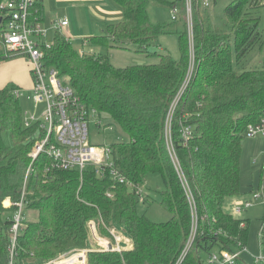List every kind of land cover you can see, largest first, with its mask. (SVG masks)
Listing matches in <instances>:
<instances>
[{
    "label": "trees",
    "instance_id": "16d2710c",
    "mask_svg": "<svg viewBox=\"0 0 264 264\" xmlns=\"http://www.w3.org/2000/svg\"><path fill=\"white\" fill-rule=\"evenodd\" d=\"M112 1L121 9V20L108 25L102 35L87 38L89 45L107 52L132 45L135 53L157 57L158 63L117 68L106 54L80 53L55 30L52 44L40 45L43 64L68 80L98 121L108 119L117 128L122 140L108 148L121 177L133 185L142 184L148 175L160 177L164 189L158 204L170 218L155 222L145 211L139 213L134 192L109 171L99 176L91 165L81 171L53 169L45 154L32 161L30 154L43 131L38 124L24 126L25 114L14 94L18 88L10 83L0 89V264L8 247V218L15 210L3 209L2 202L10 198L16 203L22 193L25 210L35 219L26 221L18 236L20 262H47L88 248L91 221L102 237L111 239L110 230L119 229L115 231L131 241L132 249L89 252L87 264H203L201 255L209 257L214 248L232 253L246 246L248 223L224 207L241 193L246 131L264 118V36L257 30L258 0H191L192 48L185 0ZM151 5L180 13L170 23H152ZM213 8L219 9L213 13ZM31 11L43 21L42 4L36 2ZM2 15L0 10V34ZM162 35L177 36L178 60L150 51ZM256 47L263 54L260 68L237 70ZM191 51L193 72L173 111L168 143V111L188 73ZM15 57L0 46V64ZM179 175L187 184L196 217L195 236L187 249L192 209ZM257 192L264 196V167ZM142 203L151 205L153 199L146 196ZM260 234L263 246L264 219ZM232 264L247 263L238 257Z\"/></svg>",
    "mask_w": 264,
    "mask_h": 264
},
{
    "label": "built area",
    "instance_id": "2783aa9c",
    "mask_svg": "<svg viewBox=\"0 0 264 264\" xmlns=\"http://www.w3.org/2000/svg\"><path fill=\"white\" fill-rule=\"evenodd\" d=\"M36 2L37 0H5L0 4V10L3 13L2 17L5 21L4 29L0 34V46L6 55L25 59L30 68V76L33 83L30 99L37 106L41 103L43 105L42 112L39 111L40 115H25L24 117L25 127L29 128L34 124H38L39 129L43 131L42 138L36 141L30 154L32 161L40 154H45L51 159L53 169L72 170L78 168L81 171L85 166L91 165L96 168V173L99 176L109 171L111 177L119 183H125L134 192L138 200L143 201L144 197L139 189V185H133L124 177H121L118 171L114 169L108 146H96L89 143V123L92 120L99 123L95 112L87 109L81 103L79 97L69 86L67 79L60 76L56 70L44 67L43 53L40 50V45L43 44L48 47L46 41H44L47 36V29L41 26V22L37 19L36 11H31ZM205 4L207 5V3ZM185 14L190 48H192L191 0H185ZM177 18L178 10L174 8L171 10V20L175 21ZM52 26L54 30H60L68 26V20L58 19L54 21ZM79 52L82 53L81 50ZM192 72L191 51V62L188 73L168 111L166 120V139L168 143L170 140L169 130L173 111L190 81ZM14 94L19 98L22 92L18 89L14 91ZM183 134L185 138L189 136L187 131H184ZM258 136H264V118L259 124L249 126L246 131L247 138ZM169 150L172 153L170 146ZM29 170H27L26 176L29 174ZM179 177L192 209V230L186 245L187 249L195 236L196 217L193 215L194 206L187 184L181 175ZM261 198L264 200V196L261 193L259 195L252 194L250 199L237 200L235 198L234 200L237 201L233 204L234 214L240 215ZM2 207L5 210L15 208L8 218L10 222L8 247L2 264H87V253L111 250L120 251V248H122L120 244L128 241V239L124 240L122 238V233H118L113 229L110 230L112 240L108 237L100 236L97 232L96 224L91 221L89 223H93V230L96 232L97 238L90 240L88 248L71 250L47 262H20L17 260L16 242L25 223L24 193H22L20 200L16 203H13L10 198H6L2 202ZM89 223L87 227L90 236H92ZM240 227H244V224H240ZM262 237L259 234V239ZM238 257H240V253L220 251L218 254H211L209 256L208 264H232ZM73 258H75V262ZM181 260L182 258H180ZM254 264H264L263 251L257 258H254Z\"/></svg>",
    "mask_w": 264,
    "mask_h": 264
},
{
    "label": "rangeland",
    "instance_id": "374dc122",
    "mask_svg": "<svg viewBox=\"0 0 264 264\" xmlns=\"http://www.w3.org/2000/svg\"><path fill=\"white\" fill-rule=\"evenodd\" d=\"M107 2L112 5L110 7L115 8L117 10H121L118 5H116L112 0H107ZM258 2V1H257ZM96 5V2L93 0H80L76 3H70L67 5V10L58 11V14L61 16L65 13L69 20V27L66 28L70 31V37L67 38L70 40L72 46L75 49H83L87 51L89 49H93L91 54H106L108 55V59H110L111 64L117 68H125L129 66H145V65H153L158 63L157 57L146 56L144 54L135 53V47L129 45V49H125L128 46H124L125 48H114L109 50L108 52L100 47L93 46L87 47L86 44H83V40H87L86 38L92 36H100L102 35L99 30H96L99 26L98 23H104V19H100L98 16L94 15V11L92 8ZM77 8L75 12L76 15L72 17V9ZM219 8L212 9L213 13H216ZM178 10V9H177ZM219 11L218 14H220ZM180 10H178V14ZM148 14L152 23H170L171 20V9L168 8H158L154 5L148 7ZM254 14V13H253ZM256 18H259L258 32L264 36V7L258 10L255 14ZM192 21V20H191ZM113 24L116 22H112ZM104 25H109L104 24ZM106 26V27H107ZM105 30V29H104ZM93 33H97L94 34ZM53 34L51 30H49L48 35L46 36L47 45H51L53 41ZM264 48V47H263ZM150 51H155L158 54H169L173 59L178 60L180 58V52L178 48L177 36L176 35H162L159 36L158 39L152 44ZM108 53V54H107ZM89 54V53H88ZM20 57L12 58L8 61L19 59ZM22 59V58H20ZM19 59V60H20ZM263 60L262 51L259 48H255L251 51L245 59L240 63V65H236L237 70L244 69H255L260 68L261 62ZM7 62V61H6ZM19 68V66H18ZM27 72H25L28 78L30 76V68L26 67ZM21 70H24L21 68ZM3 71V70H2ZM1 71V72H2ZM3 74V72L1 73ZM31 92H23L19 97L20 106L25 115H40L43 110L42 103L38 106L34 104V102L30 99ZM36 106V107H35ZM105 119V118H104ZM122 136L120 135L117 128L111 124V121L108 119L100 120L98 124L93 120L89 123V141L93 145H103L108 146L112 142L121 141ZM264 142V138L256 139V138H246L242 144L243 150L241 155V168H240V195L237 197V200L242 199H250L252 194L259 195L257 192L258 187V178L261 168L264 167V145L261 144ZM139 189L142 192V196H149L153 199V203L151 205H146L142 203V201L138 200V211L139 213H146L147 217H149L152 221L155 222H164L170 218V214L162 210L158 204L159 201V192L164 189V186L161 182V179L158 175H148L142 184L139 185ZM254 190V193H249L251 190ZM233 200L226 203L224 210L233 215L236 219L240 221L247 222V241L244 249L236 248L235 252L240 253V259H242L247 264H254V258H257L262 251H264V245L261 246V240L259 239L260 229L262 225V220L264 219V200L261 198L254 203L252 207L241 213L240 215L234 214L233 204L235 201ZM35 219V216L32 214L25 215V222L32 221ZM116 230V228H114ZM119 230V229H117ZM116 230V231H117ZM112 240V238H111ZM124 249V242L120 244ZM219 251L217 248H214L210 254H218ZM203 264H208L209 257L204 254L201 255Z\"/></svg>",
    "mask_w": 264,
    "mask_h": 264
},
{
    "label": "crops",
    "instance_id": "0c3cea01",
    "mask_svg": "<svg viewBox=\"0 0 264 264\" xmlns=\"http://www.w3.org/2000/svg\"><path fill=\"white\" fill-rule=\"evenodd\" d=\"M77 1L80 0H37V2H39L40 4H42L43 6V21L41 22V26L45 29H47V35L49 30L52 31V33L55 32V30L53 29V23L54 21L58 20V19H67L68 17L67 15H65V13L63 15H59L58 11H63L67 10V5L70 3H76ZM94 2H96V5L92 8V11L95 10L93 13L94 15L98 16L100 19H104L106 21H104V23H98V28L96 30H99V32H101V34L104 32V29L106 28L107 25L104 24H113L112 22H119L122 18V14H121V10H117L115 8H112L107 0H93ZM110 5V6H109ZM258 10L262 9L264 7V0H258ZM77 8H73L72 9V17L74 16V14L76 15ZM114 23V24H116ZM70 25L69 20H68V26L61 28L59 31L64 34V36H69L70 37V31L66 28H68ZM66 33V35H65ZM97 34V33H93ZM66 36V37H67ZM92 37V35H91ZM89 38V37H88ZM71 39V37H70ZM87 39V38H86ZM83 44H86L87 47H89V43L87 40H83ZM95 49H97L96 47H94ZM77 50H81L84 53H95L93 52V49H89L87 51H84L83 49H77ZM109 55V54H108ZM20 59V58H19ZM14 59L11 61H7L4 62L2 64H0V89L4 88L7 84H13L15 85L22 93L23 92H31L32 87H33V83L31 78L25 74V72H27L26 67L28 68V64L25 61V59ZM110 61V59H109ZM111 63V61H110ZM113 65V64H112ZM19 66V68H18ZM21 68H23L24 70H21ZM3 70V71H2ZM3 74H1L2 72ZM256 139H260V138H264V136H258L255 137ZM252 139V138H250ZM261 144L264 145V142H261ZM264 152V151H263ZM93 223H89V228H91L92 230V236H90V240H93L95 238H97V234L96 232L93 230ZM132 249V243L131 241L128 239V241H124V249L123 250H131ZM87 262V261H86Z\"/></svg>",
    "mask_w": 264,
    "mask_h": 264
}]
</instances>
